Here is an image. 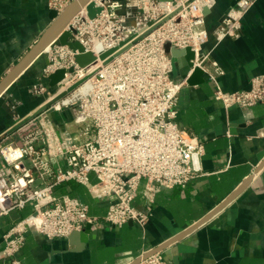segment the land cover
Returning a JSON list of instances; mask_svg holds the SVG:
<instances>
[{
  "label": "built area",
  "instance_id": "1",
  "mask_svg": "<svg viewBox=\"0 0 264 264\" xmlns=\"http://www.w3.org/2000/svg\"><path fill=\"white\" fill-rule=\"evenodd\" d=\"M72 1L50 0L49 4L62 11ZM255 1L239 0L229 9L215 32L218 40L241 36L243 20ZM91 2L100 8L95 16L83 6L66 29L70 40L81 43L83 52H92L96 59L80 66L79 50L54 43L46 52L49 63L43 79L58 69L66 70L64 78L53 88L38 82L29 92L46 94L45 105L82 83L32 119L19 121L22 125L14 132L18 137L10 143L0 142V217L28 205L33 209L3 235L6 264H21L19 253L30 231L54 239L86 224L95 228L102 224L90 214L86 202L75 201L69 194L56 195L58 184L86 185L94 199L108 202L104 220L115 227L130 221L144 227L153 214L158 187L185 188L203 173L204 144L178 122L179 97L187 80L174 76L164 46L167 41L196 52L194 66H200L215 83V98L226 108L249 109L264 102V73L253 76L248 89L235 91L225 90L218 80L224 69L204 48L210 36L205 9L215 0ZM199 53L203 54L200 61ZM66 109L73 114L75 131L61 132L50 116L52 111ZM259 135L264 137V131ZM141 189L143 207L135 203ZM138 264L174 263L156 252L142 256Z\"/></svg>",
  "mask_w": 264,
  "mask_h": 264
},
{
  "label": "crops",
  "instance_id": "2",
  "mask_svg": "<svg viewBox=\"0 0 264 264\" xmlns=\"http://www.w3.org/2000/svg\"><path fill=\"white\" fill-rule=\"evenodd\" d=\"M239 0H215L206 8L210 33L205 52L217 60L224 73L218 75L227 91L248 89L253 76L264 73V0H256L243 20L236 39L218 40L215 32ZM50 0H0V81L29 52L51 24ZM45 50L0 96V142L18 137L19 121L27 122L44 106L48 96H34L29 89L43 79L49 63ZM199 84H186L179 97L178 122L181 128L204 144L203 173L187 187H158L153 214L144 227L128 222L115 227L104 220L107 201L92 197L86 185L67 181L55 187L56 195L69 194L84 201L90 214L102 224L83 232L76 240L48 239L35 231L27 233L19 253L21 264H133L140 257L161 252L174 264H264V102L249 109L226 108L214 95L215 83L204 75ZM182 78V76H178ZM50 85V84H49ZM53 88V86H51ZM15 105V107H13ZM50 116L61 132L75 131L69 109L52 111ZM18 118V119H17ZM63 162V158L60 159ZM1 163V161H0ZM0 164V173L2 172ZM246 187L205 222L180 234L209 215L247 178ZM95 180V176L92 175ZM135 203L143 207L142 189ZM33 211L32 205L0 217V264L4 233Z\"/></svg>",
  "mask_w": 264,
  "mask_h": 264
},
{
  "label": "water",
  "instance_id": "3",
  "mask_svg": "<svg viewBox=\"0 0 264 264\" xmlns=\"http://www.w3.org/2000/svg\"><path fill=\"white\" fill-rule=\"evenodd\" d=\"M88 6L90 16H95L96 12L100 10V8H96L94 3L91 0H73L69 5H67L62 11H58L57 9H52L50 12V17L52 18L51 24L45 29V31L38 38L36 43L31 47L29 52L12 68V70L3 77L0 81V96L3 92L6 91L8 86L40 55L44 52V50L56 43L59 45H69L71 48L75 50H79L80 53L76 55L77 63L80 66H85L96 59L95 55L92 52H83V46L78 41H71V32L66 29L71 18L83 7ZM207 9H205V12ZM132 37V36H131ZM130 40L127 39L121 43V46ZM165 50L170 55L173 64V74L174 76H182L187 80V83L190 85H195L203 82L205 80L204 70L200 66H194L193 60L196 59V52L191 48L187 47L184 49L174 47L169 41L165 43ZM115 49L109 50L102 54L101 58H106ZM201 55H203L201 53ZM73 67L70 68L69 71H72ZM65 69H58L49 76V84L50 86H55L58 82H60L65 76ZM82 81L74 84L68 90L57 95L52 101L48 104H45L38 113L42 112L47 108L51 103H55L60 99L66 97L70 94L77 86H79ZM260 159H264V150L259 155ZM1 164V163H0ZM264 165V162L260 165L261 168ZM250 177L247 178L233 193H231L220 205L215 208L209 215H207L200 222L196 223L185 232L178 236L188 233L192 229L196 228L201 223L205 222L210 218L213 214L218 212L224 206H226L230 201H232L248 184ZM132 222V221H131ZM91 225L87 226L85 231L75 230L70 235V240H76L79 235H83V232H90ZM157 250L153 251L151 254L156 253ZM149 254V255H151ZM149 255L143 256L147 257ZM141 260V257L134 262L133 264H138Z\"/></svg>",
  "mask_w": 264,
  "mask_h": 264
},
{
  "label": "bare ground",
  "instance_id": "4",
  "mask_svg": "<svg viewBox=\"0 0 264 264\" xmlns=\"http://www.w3.org/2000/svg\"><path fill=\"white\" fill-rule=\"evenodd\" d=\"M45 50H49V46ZM202 58H203V55H201V53H199L198 54V60L200 61Z\"/></svg>",
  "mask_w": 264,
  "mask_h": 264
},
{
  "label": "rangeland",
  "instance_id": "5",
  "mask_svg": "<svg viewBox=\"0 0 264 264\" xmlns=\"http://www.w3.org/2000/svg\"><path fill=\"white\" fill-rule=\"evenodd\" d=\"M40 96H43V95L41 94ZM40 96H38V97H40Z\"/></svg>",
  "mask_w": 264,
  "mask_h": 264
}]
</instances>
